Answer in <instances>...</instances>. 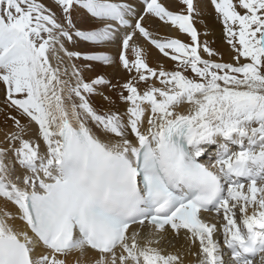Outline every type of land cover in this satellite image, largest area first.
I'll list each match as a JSON object with an SVG mask.
<instances>
[{
    "label": "snow or ice",
    "instance_id": "6c2138e0",
    "mask_svg": "<svg viewBox=\"0 0 264 264\" xmlns=\"http://www.w3.org/2000/svg\"><path fill=\"white\" fill-rule=\"evenodd\" d=\"M0 88V264H264V0H0Z\"/></svg>",
    "mask_w": 264,
    "mask_h": 264
},
{
    "label": "bare ground",
    "instance_id": "6f19581e",
    "mask_svg": "<svg viewBox=\"0 0 264 264\" xmlns=\"http://www.w3.org/2000/svg\"><path fill=\"white\" fill-rule=\"evenodd\" d=\"M165 3H169L170 0H164ZM147 24L154 30L158 31L160 36H177V32L174 29H170L168 26L162 25L160 22L156 21L155 19L147 20ZM207 24V31L209 32L210 41H214V47H216L224 57L225 61H230L231 57L229 55V48L223 40L222 34V25L215 22L214 20V11L210 8L204 9V18L203 22L198 25L201 30H204V25ZM181 38H183L181 36ZM203 39V37H202ZM153 57L157 54L155 50L152 52ZM3 88H0V100L3 99ZM3 120V117L0 116V121ZM3 128V125L0 124V129ZM3 139V131L0 130V141ZM2 146V144H0ZM5 209L11 212H15V209L10 204H5L3 201H0V213H2ZM15 226L18 229L24 228L25 226L21 222H15ZM174 247L171 248V251L180 252L183 256L184 264H197V258L191 254L188 245L184 242L183 239H178L173 242ZM94 256L91 252L85 253L83 256L80 254H74L70 258V264H94Z\"/></svg>",
    "mask_w": 264,
    "mask_h": 264
}]
</instances>
